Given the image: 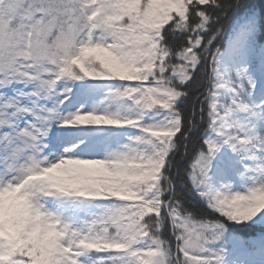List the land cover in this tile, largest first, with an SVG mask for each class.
Here are the masks:
<instances>
[{
  "label": "snow or ice",
  "instance_id": "6c2138e0",
  "mask_svg": "<svg viewBox=\"0 0 264 264\" xmlns=\"http://www.w3.org/2000/svg\"><path fill=\"white\" fill-rule=\"evenodd\" d=\"M0 264H264V0H0Z\"/></svg>",
  "mask_w": 264,
  "mask_h": 264
}]
</instances>
